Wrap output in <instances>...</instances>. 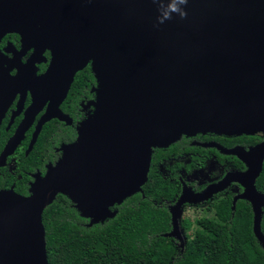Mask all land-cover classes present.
I'll return each mask as SVG.
<instances>
[{
    "label": "water",
    "instance_id": "1",
    "mask_svg": "<svg viewBox=\"0 0 264 264\" xmlns=\"http://www.w3.org/2000/svg\"><path fill=\"white\" fill-rule=\"evenodd\" d=\"M182 7L185 18L173 14L159 24L152 0H0V41L14 33L20 46L7 41L0 47V118L17 82L8 52L50 50L33 100L44 98L42 83H54L55 108L87 62L97 81L93 113L30 194L0 190V264H49L41 214L57 193L88 224L102 221L114 214L110 206L141 190L152 146L197 132L262 139L248 148L221 147L246 168L202 192L183 186L169 208L166 234L182 245L180 205L206 200L236 181L242 191L232 208L238 198L249 201L252 231L264 249V191L255 187L264 160V0H188Z\"/></svg>",
    "mask_w": 264,
    "mask_h": 264
},
{
    "label": "trees",
    "instance_id": "2",
    "mask_svg": "<svg viewBox=\"0 0 264 264\" xmlns=\"http://www.w3.org/2000/svg\"><path fill=\"white\" fill-rule=\"evenodd\" d=\"M18 36L8 33L2 37ZM241 144L261 139L258 134L226 137ZM180 142L159 149V156L178 152ZM151 162L141 190L115 203L114 214L88 224L66 195L57 193L43 209L41 221L49 264H264V249L252 231L249 201L238 198L214 199L194 223L180 220L183 243L167 235L170 231L168 205L178 193L174 181L156 173ZM241 162H239L240 164ZM255 187L264 191V160L255 179ZM194 225L189 233V228ZM264 234V205L260 219Z\"/></svg>",
    "mask_w": 264,
    "mask_h": 264
},
{
    "label": "flooded vegetation",
    "instance_id": "3",
    "mask_svg": "<svg viewBox=\"0 0 264 264\" xmlns=\"http://www.w3.org/2000/svg\"><path fill=\"white\" fill-rule=\"evenodd\" d=\"M7 41L12 42L19 50V41L14 36H8L3 43L0 41V47ZM7 56L10 59L9 73L16 76L17 82L10 87L12 97L0 118V190L11 189L20 195H29L31 185L61 159L63 147L76 140L81 122L93 113L97 81L87 62L74 72L57 109L54 107L56 100L51 99L53 93L49 91L53 90L54 83H42L44 92L41 97L43 95L44 98L33 100L38 84L36 77L49 69L52 57L50 50L46 48L41 56L33 55L32 49L26 50L22 55L8 52ZM231 136L213 132L181 134L176 139L181 144L178 152L167 157L161 156L159 160L156 159L159 149H165L171 143L165 147H151L149 167L152 166L153 159H156L153 164L156 173L174 181L178 186V193L168 208L177 201L183 186L195 193L202 192L227 172L246 168L236 155L225 153L220 148L236 145L248 148L256 142L241 144L226 138ZM241 191L242 186L231 181L206 200L183 202L180 205L181 213L187 208L200 207L204 211L214 199L229 195L232 207L233 197ZM183 218L181 215L178 218L181 233L183 228L180 220Z\"/></svg>",
    "mask_w": 264,
    "mask_h": 264
},
{
    "label": "clouds",
    "instance_id": "4",
    "mask_svg": "<svg viewBox=\"0 0 264 264\" xmlns=\"http://www.w3.org/2000/svg\"><path fill=\"white\" fill-rule=\"evenodd\" d=\"M152 2L157 5L156 20L159 24L171 20L173 14L178 15L181 19L187 16V12L182 6L186 5L188 0H152Z\"/></svg>",
    "mask_w": 264,
    "mask_h": 264
},
{
    "label": "rangeland",
    "instance_id": "5",
    "mask_svg": "<svg viewBox=\"0 0 264 264\" xmlns=\"http://www.w3.org/2000/svg\"><path fill=\"white\" fill-rule=\"evenodd\" d=\"M188 210H184L181 213V216L183 217H187L191 220V222H193L199 215H201L203 213V211H201L200 207L199 208H187ZM194 225L192 224L189 228V233L192 232Z\"/></svg>",
    "mask_w": 264,
    "mask_h": 264
}]
</instances>
